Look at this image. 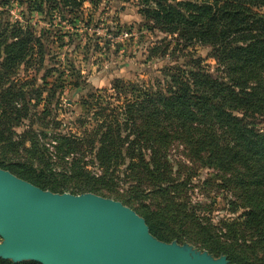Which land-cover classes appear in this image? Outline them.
<instances>
[{
  "label": "trees",
  "instance_id": "trees-1",
  "mask_svg": "<svg viewBox=\"0 0 264 264\" xmlns=\"http://www.w3.org/2000/svg\"><path fill=\"white\" fill-rule=\"evenodd\" d=\"M30 1L62 21L83 15L84 4L133 3L165 36L147 59L168 63L152 79L90 89L75 130L63 132L49 120V87L63 90L65 80L48 81L57 71L46 67L44 32L0 23V169L43 191L120 202L158 241L228 264H264V0ZM22 71H43L41 86ZM174 149L182 160L172 159ZM20 150L23 162L6 158ZM197 168L210 171L201 183L209 192L193 201ZM217 196L227 213L215 219Z\"/></svg>",
  "mask_w": 264,
  "mask_h": 264
},
{
  "label": "water",
  "instance_id": "water-1",
  "mask_svg": "<svg viewBox=\"0 0 264 264\" xmlns=\"http://www.w3.org/2000/svg\"><path fill=\"white\" fill-rule=\"evenodd\" d=\"M0 259L37 264H228L152 237L133 210L95 194L43 191L0 169Z\"/></svg>",
  "mask_w": 264,
  "mask_h": 264
},
{
  "label": "rangeland",
  "instance_id": "rangeland-1",
  "mask_svg": "<svg viewBox=\"0 0 264 264\" xmlns=\"http://www.w3.org/2000/svg\"><path fill=\"white\" fill-rule=\"evenodd\" d=\"M31 8L35 7L30 0L0 1V23L29 24L38 35L44 32L43 44L48 54L46 67H55L57 72H61V75L57 72L52 73L48 81L52 83L56 78L65 80L63 90L59 89L57 84L52 83L50 87L48 86L55 93V97H52L49 120L59 122V128L63 132L75 130L77 125L75 119L81 118L84 114L81 101L87 97L90 89L102 93L115 79L124 81L152 79L156 70L168 63L165 60L152 62L147 59L150 48L157 45L165 36L145 26L133 3L102 2L98 8L84 4L83 15L78 18L66 15L65 21L56 14L50 16L46 13H37ZM195 52L201 58L207 59L206 48H199ZM207 63L212 64L208 59ZM42 75L43 71L38 73L32 71L27 75L24 71L21 72L25 80H33L37 86H41L39 78ZM76 82L81 88H86L81 91L75 90L71 84ZM41 110L40 107L37 108L38 115ZM16 131L21 133V129ZM179 152V149H174L171 153L175 162L182 160V153ZM26 157L22 150L6 155V158L13 162H23ZM197 172L193 201L202 200V196L209 192L201 183L208 177L210 171L197 168ZM210 193L212 196L213 191ZM221 198L222 196L216 197L217 207L213 213L215 219L227 213L225 201ZM191 247L205 252L197 247ZM4 261L14 264L9 260Z\"/></svg>",
  "mask_w": 264,
  "mask_h": 264
}]
</instances>
